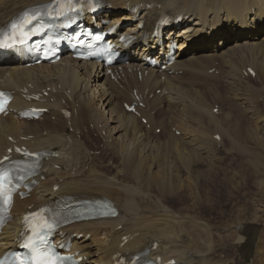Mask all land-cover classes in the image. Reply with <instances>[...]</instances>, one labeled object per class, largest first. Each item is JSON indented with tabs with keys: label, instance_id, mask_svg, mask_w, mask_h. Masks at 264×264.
Segmentation results:
<instances>
[{
	"label": "bare ground",
	"instance_id": "bare-ground-1",
	"mask_svg": "<svg viewBox=\"0 0 264 264\" xmlns=\"http://www.w3.org/2000/svg\"><path fill=\"white\" fill-rule=\"evenodd\" d=\"M52 1L0 0V32L24 9ZM170 19L178 27L167 31L163 24ZM109 20L107 30L122 22L127 26L126 33L145 42L137 48L140 52L124 51L127 61L110 68L70 59L68 55L56 64L29 66L24 52L0 45V90L14 95L9 115L0 119V163L4 157L19 156L15 146L51 153L34 179L32 191L27 188L28 197L21 200L18 195L15 199L10 223L0 231V258L18 248L28 212L72 198L87 202L108 200L117 211L114 218L77 222L55 233L56 243L68 244L66 252L82 258L80 264H116L121 258L141 253L161 260L160 264L173 260L176 264H264V164L258 158L261 156L250 159L255 168L254 176L250 175L258 214L254 211L251 216H237L235 222H229L234 230L225 240L219 231L227 225L201 215L206 201H215L202 182V175L213 164L220 168L219 162L212 161V136L228 137L232 149L243 157L251 156L246 149L251 146L238 142L235 123L231 125L234 135H228L230 131L224 126L226 116L216 118L206 108L203 92H194L196 102L187 104L186 89L179 83L187 70L194 75L200 64L215 62L224 65L222 71L227 70L226 78L216 73L209 75L216 84V79H224L227 85L241 84L247 76L244 71L248 62L255 73H262L264 65L259 60L262 58L264 63V0H105L95 24L102 26L103 21ZM140 23H144V28L138 27ZM161 34L165 35L164 47L177 44L175 56L179 58L175 64H168L165 71L162 66L167 64V50L155 48ZM118 38L119 34L109 37L120 48ZM151 58L159 66L150 67ZM208 70L211 72V68ZM204 77L207 76L201 78ZM218 91L210 93L216 96ZM121 94L128 96L130 104L137 94L146 106L138 107L140 117L119 107ZM32 107L48 112L39 121L21 120L22 113ZM175 107L183 109L182 116H174ZM67 109L71 110V118L65 112ZM258 112L256 108L248 109V120L256 122L254 128L261 136L255 142L264 147V117ZM90 130L104 140L103 153L108 160L103 166L98 155L89 154L85 147ZM239 176L244 183L247 177ZM171 193L178 202L176 206L166 201ZM238 208L241 210V206Z\"/></svg>",
	"mask_w": 264,
	"mask_h": 264
},
{
	"label": "rangeland",
	"instance_id": "rangeland-1",
	"mask_svg": "<svg viewBox=\"0 0 264 264\" xmlns=\"http://www.w3.org/2000/svg\"><path fill=\"white\" fill-rule=\"evenodd\" d=\"M262 59V58H261ZM261 59L259 60V64H263L264 63H261L263 61H261ZM250 63V62H248ZM246 65V69L244 72H247L248 71V68L251 67L250 64ZM203 66H201V64L199 66H197V68L199 69V71L197 72V74H194V75H191L190 73H188V70H187V74L184 72L181 73L182 76H185L180 80V86L182 88H184V90L186 89L185 91V99H186V103H195L196 102V97L193 96L194 95V92L196 91H199V92H203L204 93V97H202V103L206 106V108L212 110L213 114L214 113V109H217L218 108V112L217 114H215L216 118L218 117L219 119L221 118H224L225 117V124L224 126L226 128H228V131L229 134L228 135H234L232 132H233V128L232 126L235 125V130L237 133V140L240 144L244 145V147L246 146H249L250 148H247L246 149L251 152V158L249 156H245L243 157L242 154H240L239 152H235V150L232 149V145L231 142L229 141L228 137H224V139L222 138H219L216 140L217 137L215 136H212V141L213 143H211L212 145L210 146V152H211V156H212V161H215L216 163L219 162L220 164V168H216L215 164H213L209 169L208 171H204L203 175H202V182H204L205 186L208 187V189L210 190V194L213 196V198L215 199V201H212V200H207L206 201V204L203 205L202 209L207 213L205 214V212H203V214H201L203 217L205 215L206 219H209L211 221L212 219V222H216L217 224H222V225H227V226H223L220 227V233L222 234V236L224 237L223 239L227 240L228 239V236H229V232H233V228L232 227H229L228 225L230 223L235 222L236 221V218L237 216H240V217H244V216H251L250 214H253V212L255 211V213L258 214V202H256V199L255 197L253 196V191L255 190L254 186H253V183H252V177L254 176L253 175V172L255 173V168L254 167H251V161L250 159L252 160V158H256L257 157V154L258 156H261V157H258L261 161V164H264V147H259L257 144H256V140L258 139V137H260L261 135H259L257 129H255L254 127H256L255 125V121L253 119L251 120H248V109L250 108H256V111L258 112V114L262 117H264V102L263 101V98H264V83H262L261 81L263 80L264 82V71L262 73H257L256 72V75L255 77H253L251 74H249L247 72V76H245L242 80V83L241 84H238L237 82H232L231 84L227 85L225 84V80H217L218 81L217 83L219 84H216V82H213L212 83V79L211 77L209 78V75L210 74H217V75H220L221 77H225L227 76V74L225 73L227 70L224 68L223 71L220 69L222 67H224V65L220 64L219 62H215V64H202ZM205 65V66H204ZM218 65V66H216ZM249 66V67H248ZM208 68H211V72L208 70ZM252 69V68H250ZM253 70V69H252ZM205 71V72H204ZM254 71V70H253ZM199 74V75H198ZM225 74V75H224ZM199 78H198V76ZM261 75V76H260ZM193 76V78H192ZM203 76H207V77H203ZM219 76V77H220ZM250 78V79H249ZM262 78V79H261ZM220 79V78H218ZM253 79V80H252ZM261 79V80H260ZM201 80H205L204 83L202 84V82H200ZM208 80V81H207ZM246 80V81H245ZM254 82H252V81ZM257 80V81H256ZM121 82L125 83L124 80L120 79ZM197 81V82H195ZM210 81V83H209ZM244 81V83H243ZM259 81V83H258ZM257 82V83H256ZM195 83V84H194ZM207 85H206V84ZM221 83V84H220ZM253 83V85H252ZM128 83H125L126 86L128 87H133V85L131 84H128ZM199 84V85H198ZM210 84V86H209ZM212 84V85H211ZM235 86H234V85ZM244 86H243V85ZM252 86H251V85ZM262 84V85H261ZM195 85V88H192L193 86ZM203 85V86H202ZM217 85V86H216ZM249 85V86H248ZM184 86V87H183ZM200 86V88H199ZM240 86V87H239ZM254 86V87H253ZM258 86V87H257ZM263 86V87H262ZM187 87V88H186ZM208 87H213L215 91H218V93L216 94V96H213L210 91L214 92V90H210ZM220 87V89H219ZM231 87V88H230ZM243 87V88H241ZM248 87V88H247ZM251 87V89H250ZM218 88V89H217ZM249 89L248 90H245V89ZM188 89V90H187ZM199 89V90H198ZM234 89V90H232ZM236 89V90H235ZM240 89V91H239ZM257 91L255 93V90ZM189 90L191 92H189ZM194 90V91H193ZM223 90V91H222ZM232 90V91H231ZM260 90H262L260 93ZM193 91V92H192ZM236 93L234 94L233 93ZM242 91V93H241ZM252 91L254 93H252ZM188 92V93H187ZM221 92L223 94H221ZM247 92V93H245ZM251 92V93H250ZM257 93H260L257 94ZM189 94V95H188ZM251 94V95H250ZM255 94L256 97L253 95ZM263 94V95H262ZM207 95V96H206ZM209 95V96H208ZM244 95V96H242ZM261 97H259V96ZM122 98H121V101L119 102V107H121L122 103L123 102H127L129 99H128V96L125 95V94H121ZM120 96V97H121ZM187 96V97H186ZM220 96V98H218ZM240 96V97H239ZM249 96V97H248ZM223 97V98H222ZM242 97V98H241ZM253 97V98H252ZM259 99H258V98ZM239 98V99H238ZM244 98V99H243ZM214 99V100H213ZM228 99V100H227ZM237 99V100H236ZM242 99V100H241ZM249 99V100H248ZM259 101H257V100ZM262 99V100H261ZM240 100V102H239ZM212 101V102H211ZM216 101V102H215ZM243 101V102H242ZM259 103H257V102ZM211 102V103H210ZM230 102V103H229ZM237 102V103H235ZM219 103V104H218ZM222 103V104H221ZM239 103V104H238ZM257 103V104H256ZM218 104V106H217ZM260 104H262V106H260ZM221 106V107H220ZM261 109H259L260 107ZM250 107V108H249ZM177 108V107H175ZM246 108L247 109V112H246ZM181 110V111H180ZM236 112H235V111ZM183 109L181 108H177V109H174V116H182L181 113ZM241 111V112H240ZM222 112V113H221ZM263 112V113H262ZM241 113V114H240ZM243 113V114H242ZM220 115V116H219ZM243 115V116H242ZM230 117V118H229ZM242 118H247V119H242ZM195 119V118H194ZM234 119V120H233ZM196 120V119H195ZM227 120V121H226ZM229 120V121H228ZM248 120V121H247ZM253 121V122H252ZM228 123V124H227ZM231 123V124H230ZM235 123V124H234ZM234 124V125H233ZM232 125V126H231ZM245 125V126H244ZM254 125V126H253ZM250 126V127H249ZM253 126V130H252V127ZM239 127V128H238ZM231 128V129H230ZM251 128V130H250ZM183 129L182 132H184V128H181ZM239 129V130H237ZM160 130V129H159ZM158 130V133L157 135H160L161 132H159ZM206 130H207V133H209V129L206 127ZM251 133H250V132ZM90 135H89V134ZM88 137H89V140H86V144H85V147H87L88 151L90 152V150L92 151V149L96 146V145H99V138L96 136L95 133L88 131ZM179 133V132H177ZM181 133V132H180ZM246 133V134H245ZM250 133V134H249ZM252 133L254 135H252ZM94 134V135H93ZM156 134V133H155ZM248 134V135H247ZM154 135V133H153ZM242 135V136H241ZM251 135V136H250ZM178 137H182L181 135L177 134ZM250 136V137H249ZM255 136V137H254ZM81 139H83V133L81 134ZM240 138V139H239ZM248 138V139H247ZM254 138V140H252ZM246 141H245V140ZM216 140V141H215ZM223 140V141H221ZM250 140V141H249ZM252 140V141H251ZM93 141V142H92ZM218 141H220V145L218 144ZM226 141V142H225ZM241 141V142H240ZM92 142V143H91ZM229 142V143H228ZM255 142V143H253ZM94 143V144H93ZM217 145V146H214ZM255 144V145H253ZM213 146V147H212ZM216 147V148H215ZM213 148V149H212ZM221 148V149H220ZM103 148H99L98 150H100V155H98V162L99 164L102 166L106 163V157L107 155H104L103 151H106V149L102 150ZM215 149V150H214ZM219 149V150H218ZM226 151H225V150ZM263 149V150H262ZM217 150V151H216ZM224 150V151H223ZM214 151V152H213ZM217 153H216V152ZM261 151V152H260ZM213 152V153H212ZM215 153V154H214ZM234 153V154H233ZM237 154V155H236ZM217 156V157H216ZM256 156V157H255ZM102 157V158H101ZM247 159H246V158ZM218 158V159H216ZM226 158V159H225ZM223 159L224 160V164H223ZM101 160V161H99ZM103 160V162H102ZM217 160H220V161H217ZM249 160V161H248ZM237 161V162H236ZM244 161V162H243ZM246 161V162H245ZM227 162V163H226ZM233 165H232V164ZM232 166H230V165ZM110 167V166H109ZM253 170V172H252ZM104 171H107L104 170ZM230 171V172H229ZM247 171V172H246ZM249 171V172H248ZM106 173H110L109 171H107ZM222 173V174H221ZM234 173V174H233ZM241 173V174H240ZM229 174V175H228ZM247 174V175H246ZM252 174V175H250ZM212 175V176H211ZM239 175H242V176H246L247 179L244 183H242V181H240V176ZM250 175V176H249ZM211 176V177H210ZM210 178V179H209ZM225 178V179H224ZM235 180V181H234ZM230 181V182H229ZM237 181V182H236ZM248 181V182H247ZM231 184V185H230ZM239 184V185H238ZM252 185V186H251ZM235 186V187H234ZM242 187V188H241ZM235 188V189H234ZM241 188V189H240ZM200 191V192H199ZM233 191V192H232ZM198 192L203 195L204 194V191L203 190H199L198 189ZM232 192V193H231ZM205 200V198H204ZM168 201V204L170 206H176L178 205L176 199H174V196H173V193H171V195L169 196V198H167ZM209 202V203H208ZM213 203V204H211ZM187 204V203H186ZM192 204V203H191ZM256 204V205H255ZM255 205V207H254ZM209 206V207H208ZM238 206H241V210L238 208ZM215 209V210H214ZM238 209L240 210L238 212ZM237 212H236V211ZM239 215H238V214ZM237 214V215H236ZM249 214V215H248ZM242 215V216H241ZM200 216V217H202ZM216 220V221H215ZM220 220V221H219ZM230 220V221H229ZM217 221L221 222V223H218ZM230 222V223H229ZM226 223V224H225ZM228 223V224H227ZM225 229V230H224ZM224 234V235H223ZM226 235V236H225ZM230 236H234V234L231 233ZM231 238V237H230ZM248 262V261H247Z\"/></svg>",
	"mask_w": 264,
	"mask_h": 264
},
{
	"label": "snow or ice",
	"instance_id": "snow-or-ice-1",
	"mask_svg": "<svg viewBox=\"0 0 264 264\" xmlns=\"http://www.w3.org/2000/svg\"><path fill=\"white\" fill-rule=\"evenodd\" d=\"M12 27L15 28L16 25L13 24ZM2 95H3V94H0V96H2ZM4 103H6V100H0V110H2V108H3V104H4ZM2 181H3V176L0 175V182H2ZM24 247H28V245H24ZM44 255H45V253H40L39 256H38V259H41V260H42L43 257H44Z\"/></svg>",
	"mask_w": 264,
	"mask_h": 264
}]
</instances>
